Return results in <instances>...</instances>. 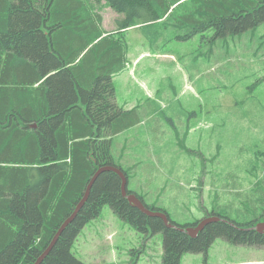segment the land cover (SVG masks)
Here are the masks:
<instances>
[{
  "label": "trees",
  "instance_id": "1",
  "mask_svg": "<svg viewBox=\"0 0 264 264\" xmlns=\"http://www.w3.org/2000/svg\"><path fill=\"white\" fill-rule=\"evenodd\" d=\"M105 1L124 15L116 20L115 33L103 31L99 14L84 17L85 0H0V264H35L99 167H117L129 182L113 154L115 135L143 120L140 108L118 105L113 81L128 63L129 28L139 25L147 36H153L154 27L156 32L168 28L176 32L168 39L187 41L211 28L221 37L264 25V0H193L182 14L173 8L174 0ZM262 38L253 50L254 55L262 50L264 57V33ZM259 82L262 86L264 78ZM122 181L113 170L99 174L86 202L39 264H87L73 254L72 245L105 205L141 232L163 233L161 264H181L186 253L204 254L206 264L219 238L264 248V231L255 228L264 222V187L258 199L246 198L242 207L253 208L241 210L238 219L214 210L211 215L219 220L192 236L186 229L202 219L178 223L127 184L128 194L168 215V226L132 204Z\"/></svg>",
  "mask_w": 264,
  "mask_h": 264
},
{
  "label": "rangeland",
  "instance_id": "2",
  "mask_svg": "<svg viewBox=\"0 0 264 264\" xmlns=\"http://www.w3.org/2000/svg\"><path fill=\"white\" fill-rule=\"evenodd\" d=\"M85 1L84 17L99 14L103 31L113 27L117 12L107 1ZM174 2L177 14L193 5V0ZM231 33L215 37L211 28L179 41L168 39L176 32L163 27L152 29L154 39L143 27L127 31L130 64L147 75L141 85L155 84L161 91L150 96L153 90L128 81L117 91L121 106L132 100L142 113L155 116L115 137L113 154L129 174L128 188L181 224L216 216L214 210L238 219L241 210L253 208L242 207L246 198L258 199L264 187V163L259 165L264 162V84L259 86L264 57L253 50L263 40L264 25ZM243 247L219 238L206 264H232L243 258ZM72 252L87 264H161L164 235L137 230L105 205L81 230ZM181 264H205V256L186 253Z\"/></svg>",
  "mask_w": 264,
  "mask_h": 264
},
{
  "label": "crops",
  "instance_id": "3",
  "mask_svg": "<svg viewBox=\"0 0 264 264\" xmlns=\"http://www.w3.org/2000/svg\"><path fill=\"white\" fill-rule=\"evenodd\" d=\"M115 14L116 15L114 17H112L114 19L113 27L111 28L109 26L110 28H107L108 30H110V32H116V30H117L116 20L117 19H121V18L124 17V15H121L120 13H115ZM105 22H106V20H105ZM103 26H104V20H103ZM136 27H139V25H137ZM108 30H106L105 32L106 33H109V32H107ZM129 57H130V55H129V52H128V63H127L126 68L124 70H122L121 72H119V73H117V74H115L113 76L114 77V80L113 81H114V86H115V92L116 93H117L118 90L119 91H123V88H124V86H125L126 83L135 82V83L141 85V83H140L139 80H142V77L147 76L143 72L144 69H142L141 70V73L138 74L139 65H137V63H133L131 65L130 64ZM139 58H140V56L137 57L134 61L136 62ZM150 66H154V65H150ZM126 81H128V82H126ZM141 86L147 92L149 90H153L154 93H152V94L151 93H148L150 96H153V95H156L157 96L160 93V91H161L160 89L157 88V85H155V84H152L151 87H149L147 85L145 87L143 85H141ZM116 100H117L118 105L120 107H122L124 110H130L132 108L139 107L138 102H134L132 100H129V101L126 100L124 102V104H122V106L119 104L117 96H116ZM148 113L149 114H147V115L144 114V113H142L143 114V120L140 121V123L144 122L145 121L144 119H147L149 116H152V117L155 116V113L154 112H148ZM139 124H137V125H139ZM137 125H135V126H137ZM131 128H128V129L124 130L123 132L115 135V137H119L122 133L130 130ZM115 137H114V139H115ZM240 250L242 251L243 258L239 259L236 262H233L232 264H264V253H262V252H264V248H257V247H252V246H244L243 249H240ZM260 253H262L263 255L262 256H259Z\"/></svg>",
  "mask_w": 264,
  "mask_h": 264
},
{
  "label": "water",
  "instance_id": "4",
  "mask_svg": "<svg viewBox=\"0 0 264 264\" xmlns=\"http://www.w3.org/2000/svg\"><path fill=\"white\" fill-rule=\"evenodd\" d=\"M107 170H113L115 172H117L121 178H122V192L123 195L126 196L128 198V200L136 205L138 208H140L143 212H145L147 215L149 216H158L161 217L165 223L168 226H172L171 223L169 222V217L168 215L163 212V211H155V210H151L149 208H147L144 204V202L135 194V193H127V177L124 174V172L114 166H101L99 167V169L97 170V172L95 173V175L93 176V178L91 179L88 187H87V191L84 195V197L82 198V200L80 201V203L78 204V206L76 207L75 211L71 214V216L63 223V225L61 226V228L57 231L55 237L53 238V240L51 241V243L49 244V246L46 248V250L43 252V254L37 259V261L35 262V264H39L40 262L43 261V259L47 256V254L50 252V250L53 248V246L55 245V243L57 242V240L59 239L62 231L64 230V228L71 223V221L76 217V215L78 214L79 210L82 208V206L84 205V203L86 202L88 196H89V192L91 190V187L94 183V181L96 180V178L99 176V174H101L104 171ZM219 220V217L217 216H211V217H207L202 219L197 226H190L186 229V231L192 235V236H196L198 234L199 231H201L204 226L206 224H208L209 222L212 221H217ZM257 230L263 232L264 231V222L259 223L256 227Z\"/></svg>",
  "mask_w": 264,
  "mask_h": 264
}]
</instances>
